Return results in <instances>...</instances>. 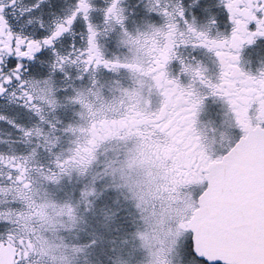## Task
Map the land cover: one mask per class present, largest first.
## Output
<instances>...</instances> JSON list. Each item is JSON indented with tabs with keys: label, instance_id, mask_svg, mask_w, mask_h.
Segmentation results:
<instances>
[{
	"label": "snow or ice",
	"instance_id": "6c2138e0",
	"mask_svg": "<svg viewBox=\"0 0 264 264\" xmlns=\"http://www.w3.org/2000/svg\"><path fill=\"white\" fill-rule=\"evenodd\" d=\"M0 264H264V0H0Z\"/></svg>",
	"mask_w": 264,
	"mask_h": 264
}]
</instances>
